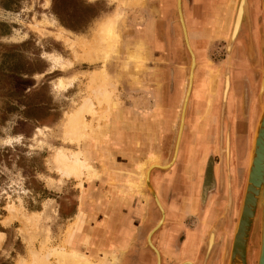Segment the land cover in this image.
I'll return each mask as SVG.
<instances>
[{
  "label": "rangeland",
  "instance_id": "rangeland-1",
  "mask_svg": "<svg viewBox=\"0 0 264 264\" xmlns=\"http://www.w3.org/2000/svg\"><path fill=\"white\" fill-rule=\"evenodd\" d=\"M198 2L183 0L182 7L181 0L188 46L178 0H0V264H57L56 257L48 255L53 249L78 251L89 255L95 263H112L115 253L117 264H158V255L148 238L160 254V264H229L264 106V68L262 84L254 91L257 119L255 122L256 114L252 111L254 131L250 132L248 120L234 124L227 119L226 112L227 103L231 110L238 93L237 89L231 92V70L240 68L243 59L256 67L261 61L252 40L248 53L245 52L248 37H252V10L247 0L249 15L242 21L234 41L231 32L240 0H223L213 10L208 21L211 31L203 28L197 17L202 12ZM190 3L193 16L187 27L185 7ZM115 17L119 18L123 35L120 52L112 60H97L91 49L98 46V31L104 21ZM217 21L223 24L222 28ZM211 33L218 35L209 38ZM191 39L197 40V50L202 55L199 67L204 66L206 76L197 75V50ZM128 51L142 56L144 66L140 73L135 69L140 61ZM191 51L195 55L193 70ZM51 55L60 57L66 67L54 66ZM105 71L110 76L109 84L100 79ZM60 78L73 82L59 89L55 85ZM204 81H214L215 91L197 93ZM188 86L190 98L193 94L196 101L209 94L207 112L215 98L221 95L223 100L220 121L216 123L221 154L213 158L214 163L228 162L234 131V139L243 147L237 197L232 198L230 191L218 217L213 213L211 218L209 208L206 209L207 199L216 191L212 170L203 182L201 177L195 185L187 181V151L190 158L193 150L192 144L187 146V111L173 162ZM237 88L241 89L240 82ZM104 89L114 102L111 117H105L107 121L101 117L107 113V104L99 99L103 98ZM86 99H90L101 120L86 115L89 127L84 133L91 136L82 141V127L69 128L68 124L69 117L88 102ZM240 106L245 114L251 107L246 103ZM204 113L202 109L194 119L190 134L192 141L204 140L201 146L211 151L217 147V140L213 138L212 122L206 120ZM104 122L105 134L93 135L91 131ZM199 130L205 131V137L199 136ZM58 150L68 157L88 160L99 172V178H64ZM111 162L118 167L113 174L118 183L113 186L106 171ZM197 172L201 176L200 166ZM129 176L139 182L131 191L125 183ZM189 197L191 207L198 209L191 215H187ZM213 217L215 224L210 223ZM159 223L161 226L151 235ZM198 227L202 231H194ZM120 230L126 232L127 240H120ZM187 230L193 231L187 233L182 251L186 260L181 261L173 245L183 246ZM198 236H202L203 242L194 263L192 258L201 243ZM260 241L259 223L250 234L248 264H257Z\"/></svg>",
  "mask_w": 264,
  "mask_h": 264
},
{
  "label": "flooded vegetation",
  "instance_id": "flooded-vegetation-1",
  "mask_svg": "<svg viewBox=\"0 0 264 264\" xmlns=\"http://www.w3.org/2000/svg\"><path fill=\"white\" fill-rule=\"evenodd\" d=\"M195 1V0H194ZM197 2L199 1L201 3V14L197 16L200 18V22L203 23V28L210 29L212 30L211 26L208 25V21L210 18H212V15L214 13L213 10L216 11L217 7H220L224 2L223 0H196ZM198 2V3H199ZM249 8L252 10V37H248L247 40V45L246 51L247 52V46L249 45V41L252 40L253 45L255 46V50L259 53L260 60L258 62H255V65H257L258 62V67L252 66L249 60L243 59L241 60V66L240 68L237 69H232L231 70V92H236V89L238 90L237 95L233 98V103L231 110L229 108V103H227V119L235 124V121H245L248 120L249 124L251 125V131H254V126L252 127V111H255V122L257 119V102H256V96L255 92L256 88L259 87L262 84V75L261 71L264 68V59L262 57L263 50H264V14L261 13V11L264 10V0H248ZM182 7H183V0H182ZM192 4H187V27L192 24L191 21V9H192ZM260 11V12H259ZM261 13V14H260ZM193 16V15H192ZM196 15L194 14V18L198 20ZM247 31V29L245 30ZM212 36L209 38L216 37L218 33H211ZM191 37V35H190ZM208 37V36H207ZM203 37L200 36V39ZM205 38V37H204ZM205 40V39H202ZM197 40L191 39V44L193 47H195L194 50H197L198 47L196 46ZM188 48V47H187ZM189 51V50H188ZM190 52V51H189ZM196 56H197V69L196 72L197 75H205L204 72V66H200V60L202 58V55L200 52L195 51ZM248 53V52H247ZM191 56V54H190ZM206 57V56H205ZM249 63V64H247ZM191 65H192V56H191ZM201 72H200V71ZM190 72H191V67H190ZM189 72V75H190ZM240 82L241 89L237 88L238 83ZM206 89V88H205ZM204 89V90H205ZM235 90V91H234ZM209 93V92H208ZM209 95V94H208ZM206 95L205 99H201L196 101L193 97V94L191 95L189 105H188V110H187V146L189 144H192L193 150H192V155L190 154V158L188 157V151H187V181L190 184L197 183V179L201 177V181L203 182L205 180V177H209L210 169L213 172L212 178L213 182L215 181V193L210 197L208 200V203L206 205V209L209 208L208 212L211 214L214 213L217 214V217L222 214L223 211V206L225 202H228V197L230 194V191H232V198L237 197V190H238V180H239V175H240V161L243 160V147L242 145L240 146L238 144V141L234 139L235 137V131L231 135V155L229 157V160L227 163L225 162H218L213 161V158L215 156H220L221 154V147L219 145V133L217 134L216 130L218 127H216V123L220 121V115H221V102L223 101L221 99V95L213 100L212 103V108L209 112H207V97ZM248 104L250 107L249 112L245 114L246 111L243 110V108L240 106L241 104ZM196 106V108L194 107ZM204 107V108H203ZM195 109V110H194ZM204 110V116L206 117V120L208 122H212L213 129L215 131V138L217 140V147L215 149H210L206 148L205 146H201L202 142L205 143L204 140L198 141V139L195 141H192L191 138V132H192V127H193V121L194 119L199 116V113L201 110ZM255 125V124H254ZM217 128V129H216ZM213 131V132H214ZM237 134L240 133L239 130H236ZM201 132V133H200ZM198 134H202L199 136H204L205 137V131L199 130L197 132ZM196 133V134H197ZM200 138V137H199ZM227 137L225 138V140ZM226 144V143H225ZM199 146H201L199 148ZM203 148V149H202ZM202 149V150H201ZM188 158L190 161H188ZM201 167L202 172L201 176L197 172V168ZM232 166L233 170H230L229 167ZM209 170V171H208ZM209 181V180H208ZM212 182V181H209ZM202 185V184H201ZM213 185V184H212ZM229 187V188H228ZM229 190V191H228ZM199 210L200 205H201V198L199 200ZM191 200L190 197L187 199V215L194 214L195 212H198V209H193L191 207ZM206 209L204 213L206 212ZM200 212V211H199ZM213 215V216H214ZM210 222V221H209ZM226 222V221H225ZM224 226V225H223ZM205 227V226H204ZM223 228V227H222ZM200 228L198 227L194 231H198ZM202 229L203 225H202ZM193 230H187L188 232H192ZM202 231V230H199ZM201 235V234H199ZM200 236H198L199 238ZM201 243L198 245V250H196V255L198 256L201 247H202V236L200 237ZM188 259V258H187ZM194 262V261H193ZM195 263V262H194Z\"/></svg>",
  "mask_w": 264,
  "mask_h": 264
},
{
  "label": "bare ground",
  "instance_id": "bare-ground-1",
  "mask_svg": "<svg viewBox=\"0 0 264 264\" xmlns=\"http://www.w3.org/2000/svg\"><path fill=\"white\" fill-rule=\"evenodd\" d=\"M129 3H130V1H129ZM246 5H247V0H245V1L244 0H240L239 5H238V8H237V12H236V16L237 17L234 20V24H233L232 32H231V37H232V39H234V41L237 38L238 32L241 30L240 27H241V23H242V20H243V16L245 15L246 10H247L246 9V7H247ZM178 9H179V12H180V17H181L180 19H181V22H182V25H183L186 42L188 43V46H189V41H188V36H187V29H186L185 23L183 21V13H182V10H181V0H178ZM238 17H239V19H238ZM237 23H238L239 26L237 25ZM217 25L219 26V28H222V25L223 24L220 21H217ZM122 36L123 35H122V33L120 31V28H119V18L115 17V18L107 19L106 21H104L102 23L101 28L98 31L97 41H95L98 44V46H96L97 48H94L93 50L91 49L92 55L97 60L98 59L99 60L100 59H103L105 61L112 60V58H114V56L117 55V54H119V52H120V45L122 43ZM231 37H230V39H231ZM66 41H69V39H66ZM143 46L144 45L141 44V47L142 48H143ZM89 50H90V48H89ZM129 52L131 53V55H134L135 54L136 55L135 57L137 58V61H140L135 66L136 72L137 73H140L141 72L140 70H142V68L144 66L142 64V60H141L142 56H140V54H138L139 52L138 53H134L133 51H128V53ZM191 53H192V51H191ZM192 57H193V63H192V70H193V68L195 67V55H194V53H192ZM95 58L92 59V61L95 60ZM49 59L51 60V62H52V64L54 66H58V67H60L62 69H64V67H66L62 63V60H61L60 57H56V56H52L51 55ZM69 66H71V65H69ZM194 72L195 71H193L192 76L190 77V81L192 83H193L192 78L194 77L193 76L194 75ZM227 73H229V71H227L225 74H227ZM101 75H102V77L100 79L102 80V82L103 83H107L109 81V79H110V76L108 75V73H106V71H105ZM66 82H67V84H66ZM72 82H73V80L67 81L64 78H60L59 81H58V83L55 85V87L56 88H59V89H62V88H65L66 86L71 85ZM108 84H109V82H108ZM113 84H111L112 87H114ZM206 84H207V82H206ZM212 86H213V89H214L213 91H215L214 81L213 82L208 81V88L212 90ZM263 87H264V85H263ZM110 92L112 93L111 90H110ZM190 94H191V86H188L187 87L186 94H185V97H184V101H183V111H182V116H181L182 119H181V124H180L181 127H180L179 136H178L176 154H175V157L173 159V162L177 158V154H178V150H179V144H180L181 137H182V133H183V129H184V126H185L186 111H187V107H188V104L187 103H188V100L190 98ZM101 95H102L103 98H101L99 96V99H103V101L107 104V107H106L107 108L106 109L107 113H106V115H105V113L104 114H101L102 116L100 115L103 119H105V117H107V118L108 117H111V115H112L111 111L113 109L114 102L111 101V97L109 98L110 95L106 94V89H104V91L102 92ZM89 100H87L88 102L85 101L86 102L85 106H83L82 108L80 107L81 109L79 111H76L72 115L70 114L71 116L69 117V124H68V127L69 128H71V127L73 128L74 126L75 127H78V126L82 127L83 132H81V136H80L82 141H85L86 139L89 138V136H91L90 133H87V134L84 133L85 131L88 130V127H89L87 125V123H86V120H85L86 115L87 114H89V115L92 114V116H94L97 119H100L101 120V117L98 114H96L97 112L94 111L93 104L91 103V101L89 102ZM100 102H102V101H100ZM98 113H100V112H98ZM101 113H103V112H101ZM105 121H107V120L105 119ZM104 123H105L104 125H100V124L97 125L96 130L91 131V133H93V135L94 134L95 135H98L99 133L102 134V135L105 134L104 129L106 128L105 126H106L107 123L106 122H104ZM98 130H100V132ZM68 140H69V142H72L71 139H68ZM57 159L64 164V170H62V175H63L64 178H68L69 179V178H72L74 176H77V177H81L82 178L83 176L86 175V176H88L89 179H97L100 176L99 175V172L97 170H95L92 167V165L88 162V160H86V159H82L80 157H76V156H73V155H71V156L68 157L65 154V152H63L62 150H58ZM169 166H165L164 168H168ZM141 167L143 169L144 166L143 165H139L138 166L139 169H141ZM125 183H126V185L129 186L130 191H131V189L136 188V187L139 186V182L136 179H133L131 177L127 178ZM158 205H160L159 201H158ZM193 207H194V205H193ZM160 208H161V205H160ZM161 210L164 213V211H163L162 208H161ZM261 214H262V211H261V206H260L258 208L257 213H256V222L258 220V222H257L258 226H259V223H260V226H261V222L262 221L261 220L259 221V218L262 219V215ZM257 215L259 217H257ZM163 216H164V214H163ZM29 220L30 219H28V221ZM31 222L33 223L34 221L31 220ZM98 251H103V250H100V247H98ZM103 252H105V254H106V251H103ZM48 253H49L48 255H52V257H56L57 264H107L106 261H102V262L95 263L89 257V255H87V254L83 255L82 253H80L78 251H73V250L66 251V250H63V249H60V250H58V249H55L54 250L53 249V250H50ZM113 254H114L113 256L111 254V256H112L111 258H113L112 263H110L111 261L109 260L110 262H108V264L109 263L110 264H117V261L118 260L115 257L116 255H115V253H113ZM48 255H46L45 257H47ZM48 264H52V263H48Z\"/></svg>",
  "mask_w": 264,
  "mask_h": 264
},
{
  "label": "water",
  "instance_id": "water-1",
  "mask_svg": "<svg viewBox=\"0 0 264 264\" xmlns=\"http://www.w3.org/2000/svg\"><path fill=\"white\" fill-rule=\"evenodd\" d=\"M178 13L180 17V12L178 11ZM247 15L248 14L246 10V13L244 15L245 17L242 20L243 22ZM156 202L158 203L157 197ZM260 206L262 211V222L261 241L257 264H264V106L257 125L252 147L247 185L239 220L234 232L229 264H248L249 238L252 229L255 228L256 230L258 228V220L256 222V213ZM163 214L164 213L162 212V215ZM160 226L161 224L159 223L150 234L153 235L155 230H157ZM214 233L215 231L213 229L210 233L211 238H213ZM148 242L154 249L153 245H151L150 243V238H148ZM154 250L158 255V264H160V254L158 253L157 248Z\"/></svg>",
  "mask_w": 264,
  "mask_h": 264
},
{
  "label": "crops",
  "instance_id": "crops-1",
  "mask_svg": "<svg viewBox=\"0 0 264 264\" xmlns=\"http://www.w3.org/2000/svg\"><path fill=\"white\" fill-rule=\"evenodd\" d=\"M185 17H186V21H187V5H186V7H185ZM218 26V25H217ZM219 27V26H218ZM145 37V36H144ZM145 40V39H144ZM206 82H207V84H206ZM204 87H206L207 89H205ZM201 89H203V90H201ZM205 89V90H204ZM209 88H208V81H204L203 83H202V87H198V89H197V93H200V92H206L207 90H208ZM214 89H213V86H212V91H213ZM137 101H135V103H136ZM210 103H212L211 101H209ZM110 165H109V168L106 170L107 171V174H108V176H110L109 177V181H110V183H111V186H113V185H115V182H117L116 180H118V177L117 176H114L113 174L114 173H116L117 172V168L118 167H116V163H114V162H111V163H109ZM130 177V176H129ZM128 177V178H129ZM132 178V177H131ZM133 179H135V178H133ZM118 183V182H117ZM196 184V183H195ZM119 186H120V184H119ZM113 190V189H112ZM190 200H192V199H190ZM210 217L212 218V216H213V214H211V211H210ZM210 223H217L216 222V219H215V217H213V221L212 222H210ZM120 228V227H119ZM212 228V227H211ZM95 229H97L96 227L94 228V230ZM108 229V228H107ZM106 228H105V230H107ZM121 229V228H120ZM118 235H119V238H120V240L121 239H126V237H125V234H126V232H122V230H120V231H118V233H117ZM127 240V239H126ZM128 243V242H127ZM183 246L182 247H179V246H176V245H173L175 248H177V250L173 247V246H171V248L173 247L175 250L174 251H176L177 253L176 254H178V258L179 259H181V261H183V260H186V258H184L183 256H182V251H183V249H184V247L186 246V244H187V232H185L184 233V241H183ZM118 245H120V243H118ZM127 248V247H126ZM170 249V248H169ZM166 250V249H165ZM167 251V250H166ZM172 252V251H171ZM171 254V253H170ZM197 258H198V256L195 254V256H194V258H192L193 259V261L195 262V260H197Z\"/></svg>",
  "mask_w": 264,
  "mask_h": 264
}]
</instances>
